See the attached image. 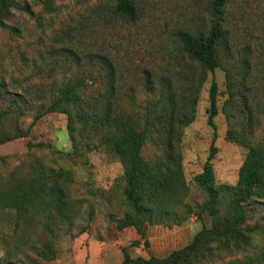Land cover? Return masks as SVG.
<instances>
[{"label":"trees","instance_id":"trees-1","mask_svg":"<svg viewBox=\"0 0 264 264\" xmlns=\"http://www.w3.org/2000/svg\"><path fill=\"white\" fill-rule=\"evenodd\" d=\"M32 2L52 11L50 0ZM230 2L208 0L204 11L193 13L190 25L172 30L167 40L155 43L150 66H135L142 99L136 97V82L130 85L123 77L127 68L124 61L82 47L62 30L48 58L52 67L69 70L70 77L60 84L53 98L39 103L37 115L25 128L18 124L17 116L11 115L6 123L11 113L22 114L20 96H13L7 108L0 110V144L27 137L39 115L55 112L66 118L73 152L100 148L117 160L123 181L121 195L129 210L116 222L117 229L159 222L179 225L192 214L201 221L204 212L210 217V226H203L180 249L161 258H130L124 254L121 264H212L224 252H245L252 233L261 231L258 222L249 227L245 221L251 211L249 203L262 205L264 200V41L253 44L245 30L239 32L228 10ZM143 3H101L100 20L120 17L133 23L142 13ZM25 7L19 0H0V29H7L5 21L12 9L27 12ZM261 27L256 25L264 40ZM126 62L133 64L129 59ZM215 69L223 72L225 99L220 112L227 126L224 140L246 152L235 185H216L211 160L218 91L211 79L205 111L206 124L212 130L211 145L201 172L192 178L205 200L191 206L184 203L187 184L180 141L183 129L194 120L207 74L212 76ZM146 142L154 149L149 160L141 154ZM70 178L68 170L45 172L35 167L31 176L17 178L0 189V207L11 208L21 217L23 213L38 215L53 206L61 216L67 210L65 191ZM223 206L226 210L221 212ZM49 217L47 213L43 218L47 229ZM225 264H264V249Z\"/></svg>","mask_w":264,"mask_h":264},{"label":"rangeland","instance_id":"rangeland-1","mask_svg":"<svg viewBox=\"0 0 264 264\" xmlns=\"http://www.w3.org/2000/svg\"><path fill=\"white\" fill-rule=\"evenodd\" d=\"M111 0H50L52 11L32 0H19L24 9H12L0 29V110L7 108L13 96H20L22 114L18 124L25 128L38 113V105L56 94V89L71 72L65 67H52L48 58L55 48L54 40L67 30L74 43L95 52H106L125 62L124 79L135 85V94L142 99L136 80L135 66H150L155 43L167 40L172 30L180 29L204 11L208 0H144L142 13L135 22L116 17L100 20V4ZM228 10L239 25V32L251 43L263 42L256 25L264 34V0H231ZM256 29V30H254ZM249 32H248V31ZM258 35V40L253 38ZM53 54V53H52ZM55 55V54H54ZM129 59L133 64L126 61ZM213 79L217 85L214 117L215 148L211 160L214 183L235 185L237 171L245 149L224 140L227 128L220 106L225 99L223 72L215 69L207 74L198 96L194 120L183 129L181 137L182 171L187 184L184 203L202 204L204 193L192 178L201 172L211 145L212 130L206 124L207 90ZM26 100L30 104L25 103ZM263 129V126H261ZM260 132V131H258ZM146 160L154 149L146 142L141 150ZM35 167L45 172L68 170L66 212L59 216L48 207L38 215L18 217L11 208L0 207V264H121L124 254L130 258H161L185 246L203 226H210L204 212L201 221L192 214L179 225L159 222L131 225L117 229L116 222L128 212L121 191V167L117 160L100 148L73 152L66 131V118L59 113H44L31 126L25 138L0 144V189L17 178L31 176ZM262 205L250 202L245 225L259 223L261 231L251 235L245 252H224L212 264H225L243 255H257L264 249V200ZM226 210V206L220 211ZM48 229L44 227L46 214Z\"/></svg>","mask_w":264,"mask_h":264}]
</instances>
